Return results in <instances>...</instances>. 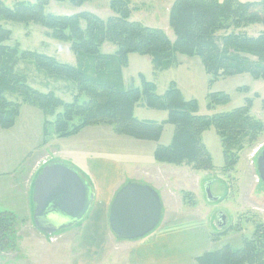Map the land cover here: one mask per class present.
<instances>
[{"label": "trees", "instance_id": "1", "mask_svg": "<svg viewBox=\"0 0 264 264\" xmlns=\"http://www.w3.org/2000/svg\"><path fill=\"white\" fill-rule=\"evenodd\" d=\"M0 0V127L14 126L23 103L39 107L46 116L56 113L52 122H44V142L51 136L67 138L88 126L110 125L116 133L139 140L157 142L154 158L171 164H191L197 169L212 168V156L202 133L214 127L220 137L227 167H233L236 153L247 142L256 140L263 125L251 115L252 99L230 111L213 115L199 114L196 99H186L172 82L164 93L140 74L139 85H127L123 69L129 55H148L156 69L177 66L178 55L199 57L209 85L220 78L250 74L264 80V29L257 35L245 31L249 25L264 27V0H174L169 13V25L174 40L158 27L131 19L130 0H111L113 14L104 19L89 11L74 14L46 12L49 0L29 2L19 0L12 6ZM69 1L82 5L88 0ZM2 21L37 23L51 31L54 38L68 41L76 63H64L54 56L36 50H23L18 43L8 41L12 31ZM82 21L85 25H82ZM110 43L113 52L103 51ZM32 63L37 70L76 85L72 101H64L53 91L43 92L28 83L26 73L19 70L22 62ZM10 96H17L14 99ZM208 108L230 102L225 92L208 93ZM137 105L168 112L165 120L140 119ZM175 126L172 141L158 143L165 124ZM52 124L53 134L49 130ZM15 215L0 208V241L8 237L7 230ZM13 220V221H12ZM12 222V223H11ZM1 243V242H0ZM195 264H264V224L258 223L242 247L226 243L195 257Z\"/></svg>", "mask_w": 264, "mask_h": 264}, {"label": "rangeland", "instance_id": "2", "mask_svg": "<svg viewBox=\"0 0 264 264\" xmlns=\"http://www.w3.org/2000/svg\"><path fill=\"white\" fill-rule=\"evenodd\" d=\"M17 1L19 0L5 2L12 6ZM110 2L111 0H88L82 5H74L69 1L49 0L46 12L70 15L89 11L106 19L113 14ZM173 2L174 0H130L131 19L144 25L162 28L174 40V33L169 25ZM2 24L12 31L9 44L18 43L23 50H36L54 56L60 62L76 63L71 43L52 37L51 31L46 27L32 22L26 24L2 21ZM82 25H85L84 21ZM262 29L264 27L261 24H255L247 26L243 31L249 35H257ZM102 49L105 52H113L115 46L106 43ZM178 57V62L182 64L159 70L154 67L150 56L131 53L128 66L123 69L125 83L139 85V75L142 73L157 85L159 93H164L171 83L175 82L186 99L194 98L198 101L199 114L203 115L230 111L244 105L245 99L250 97L251 115L261 122L263 130L256 140L247 142L234 158L231 157L233 160L236 158L233 167L226 166L221 140L214 127L202 133V140L212 156L213 166L210 169H197L186 163L158 162L151 149L154 141L139 140L116 133L112 126L106 124L88 126L73 137L58 140V137L51 136L44 142L45 120L52 122L62 108L56 109L53 115L46 116L39 107L25 102L21 105L14 126L9 129L0 127V187L12 181L20 183L23 178L25 190H32L31 177L35 178L37 175L32 176V172L35 169L40 171L45 164L61 157L62 154L66 158H77L81 166L87 169L90 178H94L92 169L105 163L103 160L112 163L117 161L114 163V170L117 169L121 175L127 171L132 172L136 169L135 166L149 167L143 169L146 171L144 174L155 184L164 204L163 216L158 225L160 229L167 225L189 228L187 224H200L203 226L201 229L208 230L210 243H213L214 247L226 243L235 248L242 247L244 239L252 236L256 225L264 224V183L257 171V158L264 149V80L255 79L250 74H238L220 78L209 85L210 76L199 57L182 54ZM19 70L26 73L28 83L32 87L43 92L53 91L64 101H72L77 93L73 82L48 76L37 70L32 63L22 61ZM210 92H225L230 95V102L209 109ZM135 113L140 119H161L167 116L165 111L151 110L142 105L136 106ZM49 130L53 134L52 124L49 125ZM174 131L173 124H165L160 143H170ZM69 162L91 182L80 169L79 162V165L70 159ZM105 164L110 165L108 162ZM116 165H119V168ZM156 165L159 167L156 168ZM207 183L210 184L212 194L219 197L218 200L211 201L207 198ZM0 208L4 207L0 205ZM218 214L225 216L224 225H219ZM33 224L28 221L21 225L17 220L13 221L10 231H6L8 237L0 241V264H36L37 261L38 264H55L54 252L46 246L39 244L37 247L32 246L36 249L29 250L31 244L39 241H35L37 232ZM58 233L47 236L48 240L54 242L60 239ZM202 233L204 232L198 231L197 234ZM114 251L105 253L106 257L109 256L107 260L111 261L109 264H123L125 252L116 251L113 254ZM66 257L65 254L62 264H71ZM172 261L171 264L183 263V259L178 258H172ZM128 263L130 264V260Z\"/></svg>", "mask_w": 264, "mask_h": 264}, {"label": "crops", "instance_id": "3", "mask_svg": "<svg viewBox=\"0 0 264 264\" xmlns=\"http://www.w3.org/2000/svg\"><path fill=\"white\" fill-rule=\"evenodd\" d=\"M177 58L179 59V57ZM180 64L182 63H179V65ZM150 109L158 110L153 108ZM165 112L168 116V112ZM167 116L161 119H142L162 121L165 120ZM80 132H82V130ZM59 139L60 138H58V140ZM158 143H160V141ZM156 145L157 142L151 146L153 154ZM62 152L63 151H61V153ZM58 159L71 163L69 162L70 159L74 164H78L77 162H79L80 169L89 177L87 169L81 166V162L77 160V158H66L62 154L61 157L55 160ZM103 162H108L111 166L102 163V165L98 164L99 166L97 165L92 169L94 178H89L91 179L90 183L95 192V199L85 219L76 226L59 232L58 235L61 238L54 242L48 240L47 236L50 235L43 233L35 226L34 228L37 232L35 241H39L29 246L30 251L36 249L35 247L39 244L46 246L50 251L54 252V257L56 258L55 264L64 263L65 254L71 264H109L111 261L107 260L109 256L106 257L105 253H111L114 250L113 254L116 251L125 252L123 264H129V260L130 264H171L173 262L172 258L183 259L182 264H195V257L197 255L221 247H214L213 243H210L208 230L205 228L201 229L203 226L200 224L195 225L194 223L191 225L187 224L189 228L167 225L165 228L160 229L158 226L159 228L157 227L146 236L137 239H122L117 237L109 226L108 217L111 203L120 187L129 181L147 183L155 189H157V187L148 180V177L144 174L146 171H143V169H149V167L139 168L135 166L136 169L132 172L127 171L125 174L121 175L117 169L116 171L114 170V163H117V161H113L114 163H112L111 161L103 160ZM116 166L119 168V165ZM155 167L157 168L159 165ZM39 172L38 169H35L34 172H32V176L38 175ZM31 178L33 180L32 190L29 191L25 190L24 186L26 185H24L23 178L20 183L12 181L0 187V205L4 207V210L12 212L21 225L23 223H28V221L34 223L33 213L35 204L33 202V188L36 177ZM198 231H203L204 233L197 234ZM185 233L188 234L186 235ZM32 246L35 247L33 248ZM115 262L116 261H114V263ZM36 264H38V261Z\"/></svg>", "mask_w": 264, "mask_h": 264}, {"label": "water", "instance_id": "4", "mask_svg": "<svg viewBox=\"0 0 264 264\" xmlns=\"http://www.w3.org/2000/svg\"><path fill=\"white\" fill-rule=\"evenodd\" d=\"M258 174L264 183V149L257 158ZM207 198L218 200L206 185ZM95 192L79 170L58 159L45 165L34 180L33 221L45 234L52 235L81 223L90 211ZM163 216L159 192L150 184L129 181L117 191L110 206L109 226L122 239H137L157 228ZM225 216L218 214L219 225Z\"/></svg>", "mask_w": 264, "mask_h": 264}]
</instances>
